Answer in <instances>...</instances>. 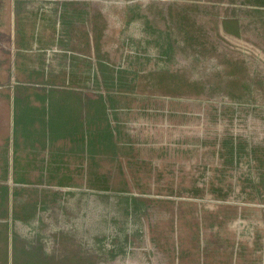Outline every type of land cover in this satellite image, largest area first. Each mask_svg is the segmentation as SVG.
Wrapping results in <instances>:
<instances>
[{"label": "rangeland", "instance_id": "1", "mask_svg": "<svg viewBox=\"0 0 264 264\" xmlns=\"http://www.w3.org/2000/svg\"><path fill=\"white\" fill-rule=\"evenodd\" d=\"M259 1L0 0V264L28 246L73 264H264ZM21 87L107 97L124 176L90 177L68 136L23 138ZM90 125L84 139L108 137Z\"/></svg>", "mask_w": 264, "mask_h": 264}, {"label": "crops", "instance_id": "2", "mask_svg": "<svg viewBox=\"0 0 264 264\" xmlns=\"http://www.w3.org/2000/svg\"><path fill=\"white\" fill-rule=\"evenodd\" d=\"M259 2L264 3V0ZM21 89L23 90L15 92L13 98V115L16 129L19 133L24 132L23 138H40V140L47 138L49 140L53 137L65 138L68 136L69 141L62 145V150L64 149L63 151L66 150L71 154H88L90 156L88 166L90 177L95 180H106L110 178L121 179L124 176L125 171L122 162L114 156L115 153H118L117 148L120 145L114 130L116 122L119 121L116 112L118 108L111 106V101L109 100V104L107 97L104 100L97 95L92 96L77 89L58 90L51 88L44 91L33 88L27 90L24 87ZM97 111H100L101 114L98 115ZM91 122L104 124L105 128H100V131L108 132V137L84 139L82 131H84L86 124L88 123L89 126ZM89 129L91 130V125ZM92 129L96 130L95 127ZM57 131L64 134L58 136L55 134ZM65 132L72 133L65 135ZM39 143L41 142L32 141L30 145L26 144L24 148L26 150L41 148L42 145ZM88 144H90L89 149ZM91 156L94 158L91 159ZM125 162L129 164L130 170L136 169L131 161L125 160ZM137 170L140 171V167ZM137 173L140 175V172ZM74 260L73 256L68 253L59 257L36 254L33 246H28L26 251H19L14 257L9 256L6 263L2 260L1 264H73Z\"/></svg>", "mask_w": 264, "mask_h": 264}]
</instances>
